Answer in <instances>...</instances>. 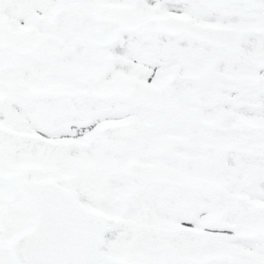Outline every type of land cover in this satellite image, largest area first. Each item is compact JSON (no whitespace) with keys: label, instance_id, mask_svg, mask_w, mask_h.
I'll return each mask as SVG.
<instances>
[{"label":"snow or ice","instance_id":"1","mask_svg":"<svg viewBox=\"0 0 264 264\" xmlns=\"http://www.w3.org/2000/svg\"><path fill=\"white\" fill-rule=\"evenodd\" d=\"M0 264H264V0H0Z\"/></svg>","mask_w":264,"mask_h":264}]
</instances>
